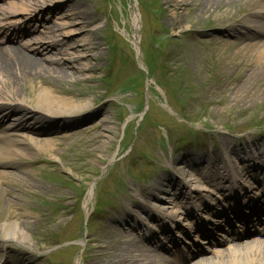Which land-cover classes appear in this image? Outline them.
<instances>
[{
    "label": "rangeland",
    "instance_id": "374dc122",
    "mask_svg": "<svg viewBox=\"0 0 264 264\" xmlns=\"http://www.w3.org/2000/svg\"><path fill=\"white\" fill-rule=\"evenodd\" d=\"M136 1L0 0V22L21 29L0 37V50L17 48L50 68L63 66L69 77L60 86L84 92L76 101L90 103L86 113L95 116L45 138L53 141L54 155L39 152L36 159L43 162L18 168L33 184L7 178L0 186V228L19 229L15 240L0 232V264H108L106 252L99 255L103 247L139 241L135 232L115 229L127 216L136 225L138 210H128L129 202L142 190L151 193L160 180L173 182L175 167L189 166L191 194L213 205L214 214L234 209L235 201L247 198L240 196L248 186L264 194V60L257 54L264 38L252 43L228 32L236 27L244 33L240 27L258 0L211 3L209 11L192 16L207 0H146L140 8ZM256 66L260 75L245 80ZM88 67L96 70L80 73ZM28 92L36 89L28 84ZM227 152L244 175L239 189L225 170L213 180L215 171L207 172L206 164H192L204 155L226 161ZM1 189L19 208H2ZM236 192L240 198L233 200ZM97 204L104 212L90 217ZM162 223L153 226L159 245L173 238L158 231ZM192 225L179 221L174 235L186 240ZM111 250L133 264H163L127 244ZM207 257L195 264H217Z\"/></svg>",
    "mask_w": 264,
    "mask_h": 264
},
{
    "label": "bare ground",
    "instance_id": "6f19581e",
    "mask_svg": "<svg viewBox=\"0 0 264 264\" xmlns=\"http://www.w3.org/2000/svg\"><path fill=\"white\" fill-rule=\"evenodd\" d=\"M207 1L209 3H207ZM206 4L199 5L195 11L194 15L199 13H204L210 8L208 6L221 5L222 3L234 0H207ZM253 11L248 14L244 21L247 24L245 27H240L244 30V33L238 31V29H229L233 35H241L243 41H249L256 43L260 38H264V0H258V3L253 5ZM190 16V15H189ZM190 16V17H191ZM248 27V28H247ZM234 29V30H233ZM55 47V45L50 46V48ZM258 58L264 60V50L258 52ZM80 61V59H78ZM95 60V59H93ZM14 65L19 66V69H15ZM95 67L84 68L81 71L94 72ZM260 68L254 67L251 69L249 74L246 75L245 80H254L257 75H260ZM69 77V73L65 71V68L59 64L56 67H48L38 60L33 59L24 52L16 48L5 49L0 51V101L3 102L1 108H5V111H9V115L15 114L16 124L3 125V120L6 118V114L0 111V168H6V171H1L0 169V186H2L7 178H14L15 180H23L24 186H28V183L33 181L30 178H26L24 174H21L18 167L22 165H35L39 161L28 163L24 161V158L30 157V160H34L35 155L33 152L38 154L39 152L46 151L49 154L54 155V150L52 147L53 141L50 139H45L50 136L54 131L60 129L61 127H69L76 123L82 124L86 121L94 119L95 116L92 114H87V110L90 109V103L82 102L79 103L76 99L82 100L86 97L85 93L82 91H73L67 87H61L60 83L65 81ZM248 82V81H247ZM28 84L32 85V88L36 89L35 93L28 92L25 96V90ZM7 98V99H6ZM3 122V123H2ZM96 127V126H95ZM95 127H88L84 130H95ZM97 137H93L94 144L97 143ZM212 161L208 160L207 163L213 167L219 166L223 162L220 161L219 157L213 158ZM12 170L14 172L8 171ZM176 173L181 176L182 186H187L189 171L186 169H178ZM160 180L156 184L155 190L158 195L148 194L142 197L145 198L144 201L147 203L157 204L159 206H166L168 199L166 195L169 193L168 185L169 182ZM189 182V181H188ZM178 181V185H180ZM174 186H171L172 188ZM176 189V187L174 188ZM178 191V189H176ZM1 195L5 198L2 208H19L18 202H14L11 195L4 189H1ZM159 195L164 196L161 198ZM7 198V199H6ZM11 198V199H10ZM132 204H135L133 202ZM169 204V203H167ZM160 209V208H159ZM158 209V210H159ZM16 226L2 227L3 236L10 240H15V230L19 231ZM124 229H130L128 227V222L124 223ZM10 229H13L12 231ZM21 238L22 241L27 242L26 236ZM20 240V241H21ZM119 244H127L130 247L136 248L137 253H140V257L148 258L147 249L139 250L138 246L133 241H123L118 242L113 240L109 245V253L107 259L108 264H133L129 260H120L118 254L111 253V249L118 246ZM259 244H254L252 246L246 247L242 254L237 255L236 251L233 250L229 252L228 264H264V248L258 246ZM247 250V251H246ZM111 253V254H110ZM100 255L103 256V251H100ZM161 256V255H159ZM104 257V256H103ZM222 256L218 257L217 264H221ZM202 261L197 260V263ZM138 263V262H137ZM164 264H167L163 262ZM99 264V261H96ZM169 264H177L176 262H171ZM200 264V263H199Z\"/></svg>",
    "mask_w": 264,
    "mask_h": 264
}]
</instances>
